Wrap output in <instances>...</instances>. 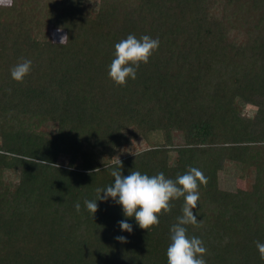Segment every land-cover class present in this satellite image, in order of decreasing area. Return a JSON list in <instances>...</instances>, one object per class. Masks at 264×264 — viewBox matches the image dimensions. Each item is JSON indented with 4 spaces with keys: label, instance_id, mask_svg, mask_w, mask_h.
<instances>
[{
    "label": "trees",
    "instance_id": "1",
    "mask_svg": "<svg viewBox=\"0 0 264 264\" xmlns=\"http://www.w3.org/2000/svg\"><path fill=\"white\" fill-rule=\"evenodd\" d=\"M130 34L160 44L119 86L109 65ZM159 134V147L124 152ZM190 167L206 178L203 223L187 226L206 264H264V0H0V264H167L183 197L148 230L110 198L95 216L84 201L114 169L175 179ZM227 167L251 177L245 189L219 188Z\"/></svg>",
    "mask_w": 264,
    "mask_h": 264
},
{
    "label": "clouds",
    "instance_id": "2",
    "mask_svg": "<svg viewBox=\"0 0 264 264\" xmlns=\"http://www.w3.org/2000/svg\"><path fill=\"white\" fill-rule=\"evenodd\" d=\"M62 31V29H58ZM68 40L66 35L60 39V45ZM159 40L148 35L139 39L135 35H128L115 44L114 59L109 65L108 75L119 86H126L129 78L136 79L137 70L141 63L147 64L153 52L159 48ZM32 61L21 59L12 67L11 77L13 80L22 83L30 74ZM48 162V161H40ZM58 167V165L51 164ZM99 172L100 169H96ZM114 182L105 189H97L96 200H85L87 210L94 214L98 211V201H107L109 198L123 208V213L128 218H135L141 229L148 230L159 225V216L162 213L171 211V201L183 197L184 205L182 215L177 218V223L170 229V244L166 250L167 264H206L204 256L207 249L202 239L188 235V225L196 226L202 224L198 221L194 209L198 207L200 199L199 187L206 183L203 172L190 167L184 174L178 175L175 179L168 178L163 172L149 176L140 171L132 170L125 176L119 169L111 172ZM77 212L81 207L79 202L74 205ZM122 231L131 233L132 225L127 220L119 222ZM116 239L125 243L124 236ZM261 259H264V243L256 242Z\"/></svg>",
    "mask_w": 264,
    "mask_h": 264
},
{
    "label": "rangeland",
    "instance_id": "3",
    "mask_svg": "<svg viewBox=\"0 0 264 264\" xmlns=\"http://www.w3.org/2000/svg\"><path fill=\"white\" fill-rule=\"evenodd\" d=\"M49 34L54 40H57L60 37H62V35L56 31H52V32L48 31V35ZM254 113H255V109H253L252 107H247L244 110V114L248 117H252L254 115ZM163 143H164V140H163V136L161 134L154 136L153 138H151V140L149 142L142 141L141 139H137V140L133 141L131 145L126 146L124 152L125 153L126 152L132 153L133 151H142V150L153 148V147H159ZM169 151H171V150H169ZM229 169L230 168L227 167L225 172L219 173V177H218L219 188H221L222 190H227V191H235L237 189H245L248 186V183H249L251 177L249 176L244 180L237 179L231 175V172ZM14 178H15V176L11 173H8V172L5 175V180L8 182L13 181Z\"/></svg>",
    "mask_w": 264,
    "mask_h": 264
}]
</instances>
